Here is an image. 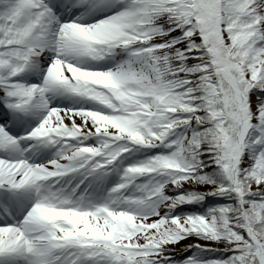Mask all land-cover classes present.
I'll list each match as a JSON object with an SVG mask.
<instances>
[{"label":"snow or ice","instance_id":"6c2138e0","mask_svg":"<svg viewBox=\"0 0 264 264\" xmlns=\"http://www.w3.org/2000/svg\"><path fill=\"white\" fill-rule=\"evenodd\" d=\"M73 2L87 19H60L49 0H0V100L43 109L20 136L0 114V208L22 212L0 223V264H264V0ZM44 49L42 80L16 78ZM49 90L96 103L50 105ZM33 145L51 157L29 158ZM134 146L159 150L124 163ZM208 165L218 180L198 171ZM201 185L235 203L170 214ZM190 234L228 255L169 259Z\"/></svg>","mask_w":264,"mask_h":264},{"label":"trees","instance_id":"16d2710c","mask_svg":"<svg viewBox=\"0 0 264 264\" xmlns=\"http://www.w3.org/2000/svg\"><path fill=\"white\" fill-rule=\"evenodd\" d=\"M257 91H260V90H257ZM250 133L254 134L255 129H250ZM215 167H216L215 165H208L204 169H198V171L206 172L213 179L218 180L219 177L214 174ZM188 190L189 189H187V188L182 189V191H188ZM192 190H194V189H192ZM194 191L197 192L196 190H194ZM197 193H199V192H197ZM199 194L200 195L198 198L193 199L192 201H189V202H184L185 205L179 209V212H180L179 215H183L185 213H204L209 208H212L218 204H226L229 202L235 203V199H236L234 193L227 192V191L208 196L207 198H205L204 194H202V193H199ZM248 198L249 199H259L260 194L249 193ZM178 204H182V203H178ZM178 204H176V205H178ZM211 242L220 243L222 245L224 243L223 241H211ZM226 255H228V251H225L224 249L223 250L222 249H220V250L203 249V248H197L196 246H194L193 250L191 251V254L184 256V258L188 257V256H198L201 259H209L212 257L226 256Z\"/></svg>","mask_w":264,"mask_h":264},{"label":"bare ground","instance_id":"6f19581e","mask_svg":"<svg viewBox=\"0 0 264 264\" xmlns=\"http://www.w3.org/2000/svg\"><path fill=\"white\" fill-rule=\"evenodd\" d=\"M112 3L116 4L115 0H112ZM45 52H49L50 53L51 49H44V51L39 53V56H40V61H39V70H40L39 82L43 78V72L46 70L47 61L50 59V56H45ZM78 62L80 64H89L87 62V58L86 57H80ZM107 63H110V61L107 62ZM25 82H30V81H25ZM63 107H68V106H63ZM249 153H250V151L245 147V149H244V151L242 153V160L243 159H247L249 157Z\"/></svg>","mask_w":264,"mask_h":264},{"label":"rangeland","instance_id":"374dc122","mask_svg":"<svg viewBox=\"0 0 264 264\" xmlns=\"http://www.w3.org/2000/svg\"><path fill=\"white\" fill-rule=\"evenodd\" d=\"M126 55H127L126 52H121V53L119 54L118 58L125 57ZM249 151H251V149H249ZM197 187H198V189H200V190H204V186H203V185H201V186H197ZM182 189H183V186H182ZM172 190H173V189H171V190H169V191L171 192ZM193 240H197V239L194 238V237H190V238L185 239L184 243H187V242H191V243H192ZM179 247H180V246H179ZM180 248L182 249L183 247H180ZM180 248L177 249V250H178L177 252L181 251Z\"/></svg>","mask_w":264,"mask_h":264}]
</instances>
